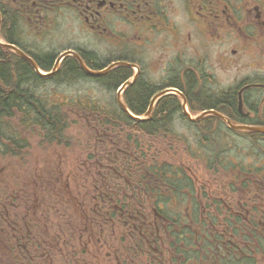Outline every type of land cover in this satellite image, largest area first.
<instances>
[{
  "label": "trees",
  "instance_id": "trees-1",
  "mask_svg": "<svg viewBox=\"0 0 264 264\" xmlns=\"http://www.w3.org/2000/svg\"><path fill=\"white\" fill-rule=\"evenodd\" d=\"M7 42L15 45L11 38ZM48 55L40 53L31 58L40 69L50 71L57 55ZM79 55L89 69L104 68L93 54ZM126 74L127 68L122 67L95 80L114 90L127 79ZM86 77L72 57L65 58L55 74L38 77L27 62L0 48V264H159L157 257L150 261L159 248V239L148 233L154 231L145 217L146 207L160 212L178 196L177 192L194 194V186L202 185L199 181L205 179L192 178L181 163L177 167L183 155L196 161L204 150L201 146L203 150L197 154L175 132V116L189 123L181 114L177 97L159 99L151 118L136 121L115 103L102 107L80 98L53 99L55 102L50 103L38 94L47 84ZM187 80L194 88V75L188 73ZM154 94L137 83L124 91L123 99L135 116H143ZM193 98L200 101L198 94ZM221 100L192 102L191 112L212 109L240 124H260L238 112L234 96L229 98L231 106L226 110L220 108ZM99 116L110 117L108 124L96 123ZM84 118L88 121L77 126ZM189 124L203 133L196 134L201 137L200 144L216 146L215 161L204 166L206 173L215 175L217 169L226 172L221 154L241 155L244 159L238 160L239 170L257 173L255 167L245 169L243 165L247 157L260 158L264 135L233 134L215 117ZM224 132L230 134L229 138H241L245 146L235 142L218 147L215 136L228 139ZM33 136L41 155L30 149L29 138ZM165 153L175 159L167 160ZM262 166L264 172V162ZM81 170L86 173L83 176L93 180L88 194L84 189L79 194L77 186L83 185L75 179ZM239 221L235 220L236 225L231 221L234 232H206L203 237V232H176L169 220L164 232L177 235L173 238L180 244L176 249L183 257L187 254L181 245L191 252L198 246V256L215 260V264H264V237L257 232H240L243 226L237 225ZM185 222L196 227L194 221ZM145 241L152 243L151 248Z\"/></svg>",
  "mask_w": 264,
  "mask_h": 264
},
{
  "label": "flooded vegetation",
  "instance_id": "flooded-vegetation-1",
  "mask_svg": "<svg viewBox=\"0 0 264 264\" xmlns=\"http://www.w3.org/2000/svg\"><path fill=\"white\" fill-rule=\"evenodd\" d=\"M53 28H72L78 35L82 34L81 37L92 38L96 45L92 52L82 51L79 47L73 50L82 56L92 53L103 67L107 65L101 62L102 59L109 61L105 63L108 65L124 62L137 67V70L125 67L128 70L126 80L136 77L126 90L137 83L155 94L174 88L185 96L189 107L192 102L202 104L205 100L214 102L221 98L220 108L225 110L231 106L229 98L234 96L237 110L241 100L240 114L264 120V112L257 111L264 107V69H257L252 76H235L231 85L219 81L222 87L216 95L207 86L216 75L209 72L206 61L202 64L204 60L199 59L198 65L196 55L186 53L187 49L195 52L190 45L192 40L213 43L229 31L237 41L247 33L252 38L264 37V0H0L1 38L5 41L11 38L29 57L40 53L50 54V58L58 57L57 52L51 50L53 48L45 45L54 36ZM71 43L75 44L76 40ZM171 49L172 57L168 54ZM230 53L236 56L235 48ZM188 73L194 75V88L189 86ZM206 90L210 96L204 94ZM197 94L199 102L193 98ZM224 133L229 137L228 132ZM259 151L260 158L250 157L255 159L254 164L244 166L245 169L255 167V174L240 171L228 158L230 154H221L219 159L225 162L226 172L217 169L214 175L207 171L206 178L199 181L202 185L194 186V194L187 190L177 192L178 196L173 197L165 209H159L160 212L149 211L146 207L145 217L153 220L154 231L148 233L159 239V248L153 251L150 261L157 257L159 264L216 262L209 261L208 257L206 260L200 258L198 246L191 252L190 248L181 245L187 254L183 257L176 249L180 244L173 237L177 235L164 232L165 222L169 220L176 232H203L205 237L206 232H234L230 229L231 221L236 225L238 219L241 223L239 221L237 225L243 226L240 232H257L258 236L264 237V172L260 170L264 149ZM202 157L205 167L215 161L214 156V160L208 159L207 153ZM189 171L197 179L193 171ZM185 221H194L196 227L191 228L192 225ZM145 244L151 248V242L145 241ZM144 252L149 251L145 249Z\"/></svg>",
  "mask_w": 264,
  "mask_h": 264
},
{
  "label": "rangeland",
  "instance_id": "rangeland-1",
  "mask_svg": "<svg viewBox=\"0 0 264 264\" xmlns=\"http://www.w3.org/2000/svg\"><path fill=\"white\" fill-rule=\"evenodd\" d=\"M247 34L248 35L244 36L241 41H237V37L233 36L231 34V31H229V33L225 35L220 41H216L213 43H208V44L199 43L194 39L192 40V43L190 45L195 48V52L190 51L189 49L186 50L187 54L196 55L198 65L200 64L199 59L204 60L202 64L206 61V66L209 68V72L210 73L212 72L217 76L216 77L213 75V79H212L213 84L210 83L207 85L208 88H211L213 94H216L217 90L220 89V87H222V85L219 86V81L220 83L222 82L223 85H231L232 80L235 76H238L240 78L244 77L247 74L252 76L255 74V71L257 69H261V70L264 69V37H262L263 35H261V37L256 36L255 38H252L253 36L251 37L249 33ZM81 35L82 34L78 35L77 30H74L72 28H64L61 31V33L54 34V36L51 39H49L48 43H45V45L53 48L51 50H54L57 53L59 52L58 50H60L61 52L63 50L66 51L68 49H74L76 47H79L80 50L82 51L87 50L90 52L93 51L94 48L96 49V45L93 43L92 38L87 36L81 37ZM73 38L76 40L75 44L71 43V40L74 41ZM242 41L244 44H242ZM233 48H235L236 50V56H233L230 53V50ZM168 54L170 55V57L173 56L172 49L171 51L168 52ZM101 62L104 65H108L105 63H108L109 61L102 59ZM92 63L97 64L94 62ZM195 67L200 68L197 65H195ZM98 82H100V84L102 85L104 84L102 81H98ZM98 82L95 80V77H92L91 80L85 78L80 81L75 80V81L62 82L58 84H54V83L47 84L49 86L40 88L38 94L42 96L41 98L50 99L49 100L50 103L55 102L53 101V99L62 101L65 98H67L69 101L70 99L76 100L80 98V99H89L94 102L99 101L101 104L105 105V102L109 103L112 101V96L115 97V93H112L110 96L108 94H105L102 91L101 87L99 86ZM207 90L206 92H204V94L210 96L211 93L210 92L207 93ZM257 111L264 112V107L258 108ZM249 120L250 122H259V123L262 122L256 116H253ZM174 124H175L174 127L175 132L178 134L179 137H183L185 139V143L186 145H188L189 149L193 151H197V154L200 152V150L208 149V151H210V152L207 151L208 159L213 160V156H214L213 150L215 149L216 146H208L205 144H200V139H201L200 135L203 133H200L198 126H193L189 123L180 121L179 117L177 116H175L174 118ZM199 124L201 127V123ZM80 125L81 123L77 124V126ZM199 133L200 135L197 136ZM235 137L236 136L232 135L230 136L229 139L222 140L220 139V137L215 136V139L217 140V142L216 141L215 142L217 143V145H219L218 147L224 145L230 146L232 145V143L235 142L238 145L244 147L245 143H243L240 140L241 138L238 139ZM32 142L34 144H32L30 147L31 151L36 155H41L42 149L38 148L35 145L34 140H32ZM201 146H203V149H200ZM262 146L264 148V144ZM167 152H171V151H167ZM105 153L106 152L102 151L101 155L103 154L104 157L107 158L108 155H106ZM165 157H167L166 158L167 160L169 159L168 157L175 159L173 156L167 155V153H165ZM176 157H179V154ZM228 158H230L235 163V165L239 163L238 160L244 159V157H242L241 155H237L236 159L235 157L232 158L231 156H228ZM43 161L45 160H41V162ZM181 161L186 167H188L190 170H192L195 173L197 179L204 177L206 173L204 168L205 165L204 162L197 160V162L194 163L188 158L187 155H183ZM103 162L106 163L105 158L103 159ZM254 162L255 159L247 157L244 161L243 166L254 164ZM108 164L111 165L113 163L108 162ZM83 171L84 170L79 171L80 175L79 176L76 175L75 180L79 184L83 185V186H77L79 190V194H81L80 192L83 193V189L86 190L85 192L86 194H88V191L92 188L93 180L89 176H83L84 174H86ZM227 176L229 177V175ZM97 185H99L98 182ZM81 201L82 203H84V200ZM74 209L77 208L75 207Z\"/></svg>",
  "mask_w": 264,
  "mask_h": 264
},
{
  "label": "water",
  "instance_id": "water-1",
  "mask_svg": "<svg viewBox=\"0 0 264 264\" xmlns=\"http://www.w3.org/2000/svg\"><path fill=\"white\" fill-rule=\"evenodd\" d=\"M0 46H5V47H8V48H10V49H12L13 51H15L17 54H19L22 58H24L36 71H37V73H39V71H38V69H37V67H36V65L32 62V60H30L28 57H26L22 52H20V51H18L16 48H14V47H12V46H9V45H4V44H1L0 43ZM72 55L78 60V63H79V65H80V67L84 70V71H86L88 74H90L91 76H99V75H102V74H104L105 72H107V70H105V71H102V72H93V71H90V70H88L85 66H84V64L80 61V59H79V57L76 55V54H73L72 53ZM58 62H59V59L57 60V62H56V64H55V69H56V67H57V65H58ZM127 84H129V83H126V84H124V85H122V87L119 89V91H118V97L120 96V93L123 91V89L126 87V85ZM167 92H175V91H173V90H169V91H167ZM176 94H178L180 97H181V99H182V110H183V113H184V115L185 116H187V118L189 119V121H191V122H195L196 120H198V119H200V118H202V117H204V116H206V115H213V116H216V117H218V118H220L222 121H224L230 128H232V129H234V130H244V131H249V132H257V133H261V134H264V128H262V127H256V126H245V125H233L231 122H230V120L228 119V118H226V117H224L223 115H221V114H219V113H216V112H214V111H204V112H202L199 116H197V117H195V118H192V117H190V115H189V113L187 112V110H186V103H185V99H184V97L181 95V94H179L178 92H175ZM158 96H156L153 100H152V103H151V105H150V107H149V110H148V112H147V116L150 114V111H151V108H152V105H153V103H154V101H155V99L157 98ZM122 108H123V110L126 112V113H128V111L126 110V108L122 105Z\"/></svg>",
  "mask_w": 264,
  "mask_h": 264
}]
</instances>
